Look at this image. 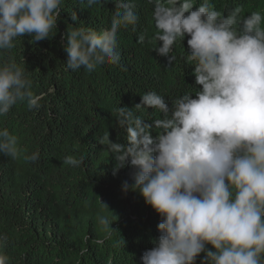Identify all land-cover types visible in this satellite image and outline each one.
I'll return each mask as SVG.
<instances>
[{"label":"clouds","instance_id":"clouds-1","mask_svg":"<svg viewBox=\"0 0 264 264\" xmlns=\"http://www.w3.org/2000/svg\"><path fill=\"white\" fill-rule=\"evenodd\" d=\"M108 2L115 5L109 27H67L62 38L67 69L91 72L120 64L118 33L129 26L135 31L139 22L134 0H78L82 9ZM147 2L157 28L148 42L158 41L153 50L171 65L176 56L169 53L188 37L185 59L198 87L171 106L148 91L134 108H114L126 143L113 142L108 131L98 140L115 161L113 175L129 165L134 169L133 183L125 181L122 191L137 192L160 217V236L141 256L142 264H196L201 253L200 264H264V16L253 11L241 19L239 6L225 16L210 0L195 9V0ZM61 3L0 0V117L17 104L29 111L41 107L25 63L4 60L3 54L25 34L34 42L52 38ZM71 20H79L75 11ZM145 38L141 34L137 42ZM149 109L161 118L137 114ZM0 154L26 162L40 156L39 150L29 154L7 127H0ZM83 161L67 155L62 163L80 167ZM97 220L105 230L112 225L107 216ZM7 243L0 234V264H10Z\"/></svg>","mask_w":264,"mask_h":264},{"label":"trees","instance_id":"trees-1","mask_svg":"<svg viewBox=\"0 0 264 264\" xmlns=\"http://www.w3.org/2000/svg\"><path fill=\"white\" fill-rule=\"evenodd\" d=\"M202 2L195 0L194 9ZM134 3L139 22L135 31L129 26L118 33L119 65L105 63L91 72L83 67L69 70L62 39L69 24L97 31L109 27L115 10L111 2L82 9L78 0H62L52 38L34 42L25 34L3 54L4 60L25 63L32 91L42 97L38 110L17 104L0 117V127L16 134L29 154H40L37 162L0 154V234L8 237L4 251L10 264H142L141 256L160 236L158 214L137 192L122 191L125 181L133 183L134 169L129 165L113 175L115 161L98 140L108 131L110 140L126 143L114 108H134L148 91L164 96L171 106L198 86L193 66L185 59L188 37L174 45L169 56L176 61L169 65L168 57L153 50L159 42H148L157 33L153 5L147 0ZM210 3L225 16L237 6L241 19L253 11L264 16V0ZM73 11L79 17L76 22L71 20ZM141 34L146 37L143 44L137 42ZM137 114L146 120L161 118L151 109ZM67 155L83 156L84 161L80 167L64 165ZM86 201L90 207H85ZM100 215L110 219L113 229L99 225Z\"/></svg>","mask_w":264,"mask_h":264}]
</instances>
